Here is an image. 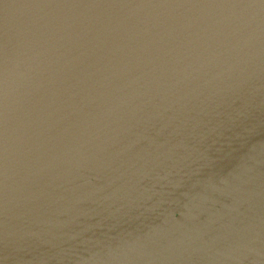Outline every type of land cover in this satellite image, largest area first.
<instances>
[{"label":"water","instance_id":"water-1","mask_svg":"<svg viewBox=\"0 0 264 264\" xmlns=\"http://www.w3.org/2000/svg\"><path fill=\"white\" fill-rule=\"evenodd\" d=\"M0 264H264V0H0Z\"/></svg>","mask_w":264,"mask_h":264}]
</instances>
